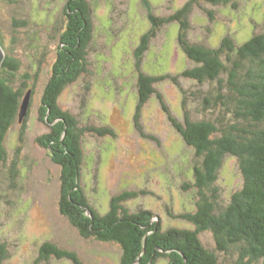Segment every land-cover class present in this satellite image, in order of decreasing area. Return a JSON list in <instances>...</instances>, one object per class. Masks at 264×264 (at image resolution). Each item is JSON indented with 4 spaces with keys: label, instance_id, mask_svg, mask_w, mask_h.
<instances>
[{
    "label": "rangeland",
    "instance_id": "obj_1",
    "mask_svg": "<svg viewBox=\"0 0 264 264\" xmlns=\"http://www.w3.org/2000/svg\"><path fill=\"white\" fill-rule=\"evenodd\" d=\"M187 1L88 0L93 32L92 46L86 56L87 72L66 86L57 100L63 111L76 117L77 124L106 127L114 134V137H99L85 133L81 142L83 161L79 183L88 203L101 214L107 212L110 201L119 193L143 191L145 195L124 203L131 212L150 210L154 220L160 219L163 229L192 227L184 220L170 218L168 212L177 215L192 210V194L196 191L182 188L186 182L193 181L191 170L196 160L193 149L185 145L171 126L154 95L144 101L138 123L134 122L141 74H169L177 79V85L164 80L153 84V88L163 96L171 115L179 121L183 119L184 108L195 121L203 119L202 110L205 113L211 108L210 104L204 105V99L215 84L198 85L179 76L195 64L176 42V27L165 25L155 30L145 50H140L143 54L137 64L135 52L151 29L149 14L166 17ZM66 2L0 0L3 59L6 52L20 63L21 69L14 77L15 87L21 84L23 75L31 78L29 85L34 84L31 107L20 106L18 119L7 123L3 141L0 243L6 245L8 254L3 264H72L54 257L38 262L40 247L45 242L76 253L82 264H119L121 256L114 244L82 239L59 212L60 169L50 157L59 160L60 148L57 142L53 143L54 134L47 138L50 122L46 120L48 112L44 111V86L63 30ZM233 2L215 6L194 4L188 15L190 41L217 48L226 36L243 42L253 33L263 31L264 0ZM221 76L224 78V74ZM27 111V120L21 124ZM219 118L222 119V114ZM227 118L230 119L229 114ZM53 122L56 124V120ZM64 133H60L58 142L65 140ZM13 169L18 174L11 175L10 184L6 176ZM241 186L236 160L225 157L213 184L218 205L226 206L229 195ZM201 240L207 248L213 247L208 234L201 236ZM217 255L221 262L222 253ZM156 264L167 261L159 259Z\"/></svg>",
    "mask_w": 264,
    "mask_h": 264
},
{
    "label": "trees",
    "instance_id": "obj_2",
    "mask_svg": "<svg viewBox=\"0 0 264 264\" xmlns=\"http://www.w3.org/2000/svg\"><path fill=\"white\" fill-rule=\"evenodd\" d=\"M66 1L63 30L44 86L47 97H44V111L48 112L46 120L50 122L47 138L54 134L53 143L57 142L60 148L59 160L50 159L60 169L61 216L82 239L118 247L119 264H156L159 259H165L167 264H264V29L243 42L226 36L217 48H210L192 43L188 38V15L192 6L201 2L212 6L234 4V0H189L166 17L154 16L149 11L151 29L135 52L137 64L155 30L172 25L176 27V42L181 51L195 64L179 76L198 85L215 84L204 99V105L210 104L211 108L205 113L202 110L203 119L193 120L184 108L183 119L179 121L171 115L163 96L153 88V84L164 80L177 85V79L169 74H141L138 79L139 105L134 122L138 123L144 101L154 95L171 126L185 145L193 149L196 159L191 170L193 181L186 182L182 188L196 191L192 194V210L177 215L168 212L170 218L184 220L192 227L163 229L160 219L154 220L155 215L150 210L131 212L124 205L145 195L143 191L119 193L110 201L104 214L93 208L84 196L79 183L82 137L85 133L99 137H114V134L106 127L77 124L75 116L58 106L57 99L62 90L87 72L86 56L92 46V9L88 0ZM209 16L211 19L210 13ZM20 69L19 61L5 52L0 66V169L5 159L3 141L7 123L18 119L20 106L26 98L27 107H31L34 94V84L29 85L31 78L27 75L21 77L18 87L14 86V77ZM183 106H186L184 100ZM27 116L28 111L21 124H25ZM55 120L56 124H51ZM63 131L65 140L58 142ZM227 156L236 160L242 186L229 195L226 206L220 207L213 184ZM12 174L16 175L18 171L13 169L6 176L10 184ZM205 234L213 239V247L207 248L203 244L201 236ZM39 252L38 262L54 257L82 264L76 253L60 250L50 242L43 243ZM218 253H222L221 262ZM7 257L6 245L0 243V264Z\"/></svg>",
    "mask_w": 264,
    "mask_h": 264
},
{
    "label": "water",
    "instance_id": "obj_3",
    "mask_svg": "<svg viewBox=\"0 0 264 264\" xmlns=\"http://www.w3.org/2000/svg\"><path fill=\"white\" fill-rule=\"evenodd\" d=\"M2 61H3V52H2V50H1V48H0V66H1ZM27 101H28V98H26V99L23 101V106H24V105H27ZM23 109H24V108H23Z\"/></svg>",
    "mask_w": 264,
    "mask_h": 264
}]
</instances>
